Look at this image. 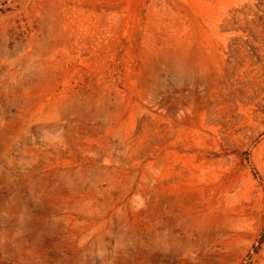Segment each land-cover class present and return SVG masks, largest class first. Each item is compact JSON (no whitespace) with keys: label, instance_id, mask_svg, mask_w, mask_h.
<instances>
[{"label":"rangeland","instance_id":"obj_1","mask_svg":"<svg viewBox=\"0 0 264 264\" xmlns=\"http://www.w3.org/2000/svg\"><path fill=\"white\" fill-rule=\"evenodd\" d=\"M0 264H264V0H0Z\"/></svg>","mask_w":264,"mask_h":264}]
</instances>
